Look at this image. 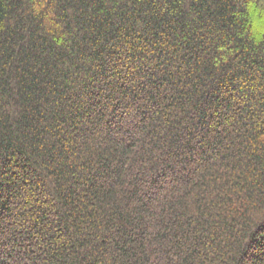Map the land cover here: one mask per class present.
I'll return each mask as SVG.
<instances>
[{"label":"trees","instance_id":"1","mask_svg":"<svg viewBox=\"0 0 264 264\" xmlns=\"http://www.w3.org/2000/svg\"><path fill=\"white\" fill-rule=\"evenodd\" d=\"M0 264H264V0H0Z\"/></svg>","mask_w":264,"mask_h":264}]
</instances>
